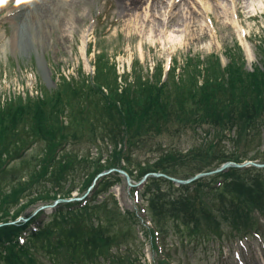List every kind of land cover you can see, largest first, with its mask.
Returning <instances> with one entry per match:
<instances>
[{"label": "trees", "instance_id": "1", "mask_svg": "<svg viewBox=\"0 0 264 264\" xmlns=\"http://www.w3.org/2000/svg\"><path fill=\"white\" fill-rule=\"evenodd\" d=\"M258 47L260 63L251 70L243 48L235 42L225 48V65L216 53L206 58L190 54L182 65L173 60L168 71L157 63L153 72L144 73L143 65L135 60L131 71L122 75L102 48L95 57L93 76L80 66L77 76L69 79L61 74L56 87L43 90L41 97L14 94L5 102L0 97V264H39L43 254L49 255L52 264H137L136 253L144 245L139 231L152 237L159 250L157 241L171 227L187 241L198 235L223 238V221L235 230L231 234L257 227L258 220L252 217L255 212L264 215V171L255 167H233L207 182H195L194 189L177 187L165 178H149L143 191L154 228L141 225L137 212L123 211L113 194L93 203L100 189L109 191L120 181L98 178L110 169H122L133 180L135 171L141 176L163 173L188 179L211 171L208 168L214 164L254 161L247 158L249 144L244 151L238 146L244 138L251 143L253 132L264 125V39ZM205 125L215 136L234 132L230 140L235 150L207 148L200 158L188 161L191 154L159 143L163 150L158 160L144 165L139 161L134 170L129 167L138 161L132 157L133 146L169 131ZM81 137H90L96 146L99 141L112 144L114 160L110 156L105 161L99 154L94 159L79 156L72 162L64 141ZM31 141L43 143V152L29 160ZM84 163L89 165L82 167V187L89 191L96 182L90 198L61 203L50 214L42 211L34 218L31 214L24 217L27 209H37L39 203L53 205L71 199L76 189L72 173H79L78 165ZM186 167L191 172L185 177ZM212 194L216 202L209 207ZM20 217L31 219L13 224ZM134 224L141 225L138 232ZM160 264L173 262L164 257Z\"/></svg>", "mask_w": 264, "mask_h": 264}, {"label": "rangeland", "instance_id": "2", "mask_svg": "<svg viewBox=\"0 0 264 264\" xmlns=\"http://www.w3.org/2000/svg\"><path fill=\"white\" fill-rule=\"evenodd\" d=\"M38 1L33 0L34 6H29L24 12L22 9H16L22 1L0 0V97L3 100L13 94L24 95L26 91L52 90L60 80L61 74L76 75L80 66L86 73H93L94 55L101 52L102 48L122 73L124 70L130 72L135 60L140 61L144 73H147V70L153 72L157 63H163L167 67L172 65L173 60H177L179 65H182L186 55L190 54L206 58L216 53L221 56L225 65V48L232 47L235 42L243 48L249 70L260 63L258 46L264 39V0H220L228 14L225 10L217 8L213 1L209 2L210 5H203V1L198 0H183L176 7H172V13L165 7L153 8L151 2L155 0H146L139 9L132 11L128 8L135 0H51L49 9L46 10L45 7L41 13H36ZM125 5L128 6L126 10ZM8 10H14L11 20L5 17ZM253 133L251 143L244 138L240 140L238 147L244 151L249 144L251 151L247 158L255 160L247 162L264 164V125L256 134ZM229 135L215 136L208 125L194 126L179 133L169 131L154 141H144L138 147L130 148L133 151L132 157L138 161L133 165L130 162L129 167L134 170L139 161H142L143 165L146 161L155 162L162 155L163 147L191 154L186 157L188 161L193 156L200 158L199 155L207 148L211 151L220 149L233 152L234 143L230 138L234 137V132ZM68 141H64L69 144L66 143L67 146L65 144L63 147L70 152L72 162L79 156L94 159L99 154L106 161L113 152L112 144L98 140L99 146H96L90 137ZM159 143L163 144L161 149L158 147ZM30 146L26 159L41 156L43 143L31 141ZM231 163L234 162L214 164L208 169L215 171L228 165L220 171L226 173L229 168L234 167ZM87 165L89 164H79L80 172L72 173L76 179V189L72 198L63 203H80L91 197L93 188L86 191L82 187V167L87 169ZM186 169L183 174L185 177L191 172V168ZM123 172L119 168L104 172L109 174V178H118L120 181L109 191L100 189L93 204L102 202L113 194L118 198L123 211L137 212L139 217L145 218L141 225H148L151 219L146 213L148 202L144 184L140 185L151 173L141 176L135 171L136 178L133 180L131 176L130 179L127 178ZM216 173L205 178L194 176V180L191 177L192 184L181 185H189L194 189L192 186L195 182L204 179L207 182ZM216 183L221 185V182ZM213 201L216 202V199L212 194L208 201L212 202L211 205L208 203L209 207H213ZM38 206L50 214L47 206L40 203ZM35 207L27 209L24 217L30 214L34 216L39 212ZM24 217L19 218L17 223L23 221ZM50 218L45 217V220ZM252 218L259 220L260 232H264V215L255 212ZM219 219H223L221 215ZM138 225L134 224L137 232L141 226ZM170 229L165 237L160 238L162 245L159 250L154 248L152 237L149 238L143 231H139V238L144 245L143 250L139 251L140 254L136 253L140 257L137 264H160L164 257H169L175 264H264V235L254 236L253 230L232 235L231 231L235 230L227 221H223L221 229L227 233L223 239H216L214 236L207 239L198 235L187 241L180 233L174 234L172 227ZM236 233L238 232L233 234ZM124 250L123 247L122 251ZM65 259L67 260V257ZM39 264H52L49 255L43 254Z\"/></svg>", "mask_w": 264, "mask_h": 264}, {"label": "bare ground", "instance_id": "3", "mask_svg": "<svg viewBox=\"0 0 264 264\" xmlns=\"http://www.w3.org/2000/svg\"><path fill=\"white\" fill-rule=\"evenodd\" d=\"M20 1H22V2H20L18 4L16 9H18V8L22 9L24 12H26L28 10L29 6H34L33 0H28V2L25 0H20ZM145 1L146 0H135L131 3V5H132L131 7L129 6V8H128V6L125 5L126 7L124 9L126 10L128 8V10H131V11L139 9L140 6L143 5L142 2H145ZM169 1L170 2H167L164 0H155V1L151 2V6H153V8H155V9L156 8L161 9L162 7H165V8L169 9V13H172V10H173L172 7L173 8L176 7L183 0H169ZM198 1H203V5H206V4L210 5L209 2L213 1L216 3L217 8L225 10L226 14H228L226 7L222 5L223 2L220 3V0H198ZM50 6H51V0H39L37 2V6H36L35 11H37L36 13H38V12L41 13L45 7L47 10V9H49ZM170 8H171V10H170ZM16 9H14V10H16ZM14 10H8L6 12V16H5L6 19L11 20L13 18L12 13L14 12ZM1 34H2V31H0V37H1Z\"/></svg>", "mask_w": 264, "mask_h": 264}, {"label": "water", "instance_id": "4", "mask_svg": "<svg viewBox=\"0 0 264 264\" xmlns=\"http://www.w3.org/2000/svg\"><path fill=\"white\" fill-rule=\"evenodd\" d=\"M231 164H233V166L234 167H239V168H241V167H245L246 165H248V164H253L254 166H256V167H258V168H264V164H257V163H252V162H250V163H247V164H237V163H231ZM228 165H226V166H223L222 168H220L219 170H217V171H215V172H220L223 168H226ZM231 166V165H230ZM124 173V172H123ZM107 174V173H106ZM106 174H103V175H106ZM124 174H126V173H124ZM209 174H211V173H204V174H201V175H198L196 178H199V177H202V176H207V175H209ZM126 176H127V178H129L130 179V177L126 174ZM154 176H157V177H167V178H169V179H171V180H173V181H175V182H177L178 184H186V183H190L191 181L189 180V181H183V180H178V179H174V178H171V177H168V176H166V175H163V174H154ZM148 177V176H147ZM146 177V178H147ZM195 179V178H194ZM193 179V180H194ZM64 200H59V201H57L56 202V204H58L59 202H63ZM41 209H43V208H41ZM40 209V210H41Z\"/></svg>", "mask_w": 264, "mask_h": 264}]
</instances>
